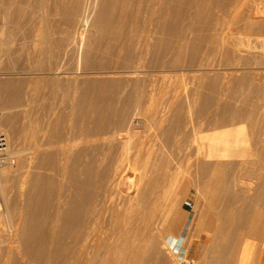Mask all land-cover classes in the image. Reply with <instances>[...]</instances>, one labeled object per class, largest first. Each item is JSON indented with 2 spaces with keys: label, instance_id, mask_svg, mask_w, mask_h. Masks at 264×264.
<instances>
[{
  "label": "bare ground",
  "instance_id": "6f19581e",
  "mask_svg": "<svg viewBox=\"0 0 264 264\" xmlns=\"http://www.w3.org/2000/svg\"><path fill=\"white\" fill-rule=\"evenodd\" d=\"M28 1L29 0H0V32L6 30V33L11 35L16 31H22L39 35L44 42L41 53L46 56V59H37L36 66L38 67H34V69L37 68L39 71L34 73L46 75L49 84L57 87L59 86L58 74L67 73L66 75L69 77L70 75L77 73V71L74 69H70L69 71L63 69L62 63H67L65 60L66 58L63 59L65 61L62 63L60 61L62 66L58 62H51L49 58L51 56L53 58V55H56L59 56V59H62L60 57L68 54V52H70L71 58H79L80 48L82 47L83 50L80 53V58L83 69L80 71L86 74L82 79L87 81L88 85L86 82H81L82 84L85 83L87 87H84L81 94L79 93L80 95L76 101L74 100L71 107L84 118L87 114H89L90 117V113L88 112H97L96 116L93 114V117H95V123L92 122V126L95 124L94 129L96 131L95 135L97 134V136L99 135L97 131H102L103 127H105L104 121L106 120H104L103 117L104 112L106 110L108 112V109L111 110L110 108L113 106L110 101H113L114 98H119L121 94L123 98L121 100L125 102L126 107L124 109L123 104L120 106H123L121 109H124L122 110L124 111L123 114L128 119L130 116L127 115H129L130 112L141 113L142 111V115L145 114L144 116L148 117V115H146V110H148V108L150 110L152 105H156L155 107H152L150 113L153 116L158 115L159 119L163 120L172 112L170 115L171 119L179 120L178 118L182 114L181 112L184 111H182L183 107L185 109L183 100L179 99L178 93L180 92L177 90L178 93L174 92L173 95L171 93V97L167 96L168 98L166 100L157 102L156 95L159 92L156 91L157 88L152 83V80H150L152 77H148V70L155 72L158 69L161 70L162 68L163 70V68L166 67V70L169 71L185 66L186 69L189 67L194 70V72L196 71L197 76L201 78V80L205 78L206 81H209L210 85H214L216 83V77L211 76L210 73L214 67L212 65L213 58L211 54L217 44L215 42L219 40L216 39L219 25L224 20V12L226 11V8L230 6L231 3L239 2V0H54L55 3H50L51 1L49 2V0H34L31 5V11L26 12L24 7ZM17 2H21V4L16 5ZM248 3H251V1ZM182 4H184V7L185 5L188 6L189 10H184ZM213 4H215L218 9L215 11L212 9L210 11V5ZM253 4L251 5H253L254 8H252L253 10H251V13L249 14V16L251 15V20L249 19L248 21H251L250 24L255 25V33L253 34V37L255 38L253 39H256V41L253 42L252 40V42H256V45L252 43L255 45L253 47L252 45L245 43L243 51H240L237 54V58H231L230 56L231 60L233 59L232 61L229 60L230 58H226L225 54H223L224 56H221L222 58H219L221 63L225 64V69L229 70L227 74L230 75V78H233L236 74L238 75L237 71L240 69H245V71L242 70L244 73H242L241 78L246 77L245 75L247 73H251L253 77L258 78L259 81H261V78L264 76V35L262 33L264 27V0H253ZM118 7H120L119 11H117ZM231 9H233V7ZM249 11L250 10H248V12ZM91 12H94L92 18H90ZM185 19H188L186 23L184 21ZM27 22H31V28L26 27ZM85 25L94 28L95 34L93 40H91L92 38H87L86 40L83 39L86 32L84 33L82 30L83 28L80 30V27H84ZM203 29L208 34L203 32L205 35H201L203 34L201 32ZM176 32H178L179 40L174 42L173 38L174 40L178 38V36H174ZM79 33L81 37L79 35L80 39L76 40V35ZM190 36H192V39L195 38V41H197L198 38L199 42L203 37L204 41L201 40L203 43L200 45V49L191 46V52L188 53L186 37L189 39ZM217 46L219 45H216V47ZM190 50L188 49V51ZM254 50L258 51V54L254 53L256 52ZM164 52H167L165 57ZM252 54L254 55L252 56ZM46 61L50 62L45 64ZM44 64L46 66H43ZM190 71L191 70H189V72ZM6 78L0 80V101H2V104L4 103L9 107H15L17 105L20 107V105H24L25 102L22 103V85H24L22 84V80L24 79H21L20 81H12ZM70 79L76 81L74 78ZM107 79H118L121 81L117 82V92L116 94H112V100H108L107 104H105V102H101V98L104 97V87L108 85ZM25 81L26 80H24V82ZM65 81L66 80H64V82L62 81L61 85L66 83ZM156 81H158V78ZM222 82L220 81V85L224 83ZM238 83H240V81ZM69 85L72 86V84ZM96 85L98 86L97 89H95ZM71 86H69V88L64 84L60 94H57L56 91L53 90L54 88L51 87L50 96L56 98L60 95V98H62L61 100L63 101L64 98H68ZM206 86L207 85H205V87ZM252 87L250 88L252 89ZM76 88L78 89V87ZM209 89L212 90L213 88ZM217 89L218 88H215V90ZM236 90L238 89L236 88ZM212 91V93H214V90ZM251 91L252 93L250 95L246 93L247 95L245 96V99L243 98V106L245 108L242 111L235 113L230 118L233 128L227 129L226 136H223L225 132H221L223 134L222 136L226 138L224 141L222 140L223 142L221 145L219 144L220 146L217 151H214L218 144V142H215L216 140L212 141L211 138H208L211 142L208 141L209 143L204 145L203 148H201L199 144L197 146L195 145L196 147L194 148L191 144H185V142H187L186 139H184V143L180 140L179 135L185 131L184 129L170 130L169 128L170 131L167 132L168 136L166 141L156 148L146 144V141L142 138H139L138 141L135 140L136 142H134V139L132 140L133 142H130L129 139L132 137L130 129H121L120 131L118 129L116 135H113L115 133H110L114 137L111 138V140L109 139V141L104 140L102 144H94L95 142H93V144L91 143L92 145H88V147L83 148L82 150L70 152L64 144L67 138V132L69 131L68 129L66 130L67 127L64 125L66 123H63L61 126L60 124L62 123H59V119H55L54 122H43L47 124H44V126H46L41 129L39 137H36L37 139L33 138L35 139V148H33L37 151L36 163H38L40 168H44V170L42 172L39 171V174L37 173V175L34 174L36 173V171H34V173L30 172V174L33 173L34 175L32 174L31 176L27 174L22 177L21 185H19L20 194H26V196H23L24 202H22L23 206L18 214L19 221L17 222V226L12 224L13 215L11 213V206L6 198L8 192L5 194L6 186L4 184V178L8 173L6 163L12 161V157H16L14 155H19L17 154L18 149L15 150V148L12 150L10 147L8 150L7 148L8 157L4 161H0V196L2 198V210L0 212L2 237L0 236V245L4 241V235H6V237L9 235H15V239L18 243L15 253H9L8 250V253L3 257L1 264H181L182 261H178V257L182 256L180 255V249L176 252L173 251L166 241L168 235H172L176 239L178 238V236H174L171 227L172 224L170 223L174 218L171 219V216L168 214L163 216V210L161 215L158 216L157 214L159 208L161 209L164 205H170L171 198L174 196L172 195L171 197V192L177 189L180 193L181 190H189V184H191V182L189 184L181 182L182 185L175 189L174 186L176 187V185H172V182L174 181L173 179L175 178L172 177L173 179L171 180L173 181L171 183L169 182L170 176L175 173V166L174 164H171L174 157L173 155V159L170 157L173 148L181 150V153L188 156H186L187 159H194H192L194 162V178L196 181L199 180L201 182L199 185L195 186L193 185L195 182H193L191 187L193 185L198 194V203H195L199 204L202 200L205 204V215L203 218L204 228L210 229L214 220L216 222L215 224L218 225H215L216 228H219L222 225L221 222H224L225 224L227 221H221L224 220L220 218L223 216L222 210L221 213H219V210V212L216 209L214 210V208H217L219 205H221V207L223 205L225 211L232 215L229 216L228 214L227 217L229 218L227 219L234 218L231 219L233 221L230 220L231 223L233 222L232 224H234V227L235 225L237 226V224L244 223V221H246V224L248 225L249 222L247 223V221H249L250 218L248 219V217H246L247 215L245 216V214H243L245 213L243 212V209L247 206L246 201L252 196L254 199L264 204V123L263 121L260 123L258 117H256V115L261 113L264 109V95L258 87ZM156 92L158 93L156 94ZM220 92L221 91H218V94H220ZM186 94L184 96H186ZM73 95L75 96V94ZM68 100L70 99L68 98ZM68 103L70 102L68 101ZM65 104H67V101ZM68 108H70V106ZM81 111L83 112L80 113ZM110 113H112V111ZM184 113L182 115H184ZM195 113L197 112L195 111ZM226 113L228 114V112ZM115 114L117 115V113ZM186 114L188 115L189 113ZM193 114L192 116L196 115ZM261 114L264 116L263 113ZM187 115L185 120L184 118H181L184 121L180 124L184 127L188 123ZM222 115L224 116L225 114ZM111 116L112 114L109 117ZM199 116L201 117V112ZM181 117H185V115ZM86 118L84 119L85 122H87ZM195 118L198 119V116ZM128 119L125 121L126 124ZM15 120H12L11 113L10 116L6 115L4 118V124L6 125L10 136L11 133H14L15 128L18 130ZM109 120L114 122L113 119ZM118 120L119 119L117 118L116 121ZM33 121L34 119L32 122ZM116 121L115 123H117ZM196 121L197 120L195 119L192 122L194 123ZM224 121L225 120H223V124ZM76 122L77 118L75 117L72 122L68 124L70 125L68 128H75ZM202 122L200 124H202ZM89 123L88 126L90 125ZM107 124L111 125L109 121ZM169 124L171 125V123ZM14 125H16V127ZM110 125H108V127ZM115 125H118V123ZM199 125H197V127ZM226 125H229V123ZM130 126L131 125H129V127ZM192 126L195 125L192 124ZM80 128L81 126L78 128L79 131ZM110 128H107V130H109L108 132H112L114 129L112 127L113 129L111 128L110 131ZM220 128L226 129L227 127L224 125ZM88 129L92 132V128L88 127ZM107 130L105 132H107ZM217 130L219 131V129ZM18 131L20 132V130ZM69 132L71 134L77 133V131L75 132V129ZM91 132L90 134H87L92 136ZM200 132H202V130ZM30 133L32 132L30 131ZM153 134H155V132ZM183 135L186 134L183 133ZM190 135H188V137ZM201 135L199 136L201 137L200 140H203L202 137L206 138L208 136ZM32 136L35 137L33 133ZM95 138L93 137V139ZM214 139L216 138L214 137ZM196 140V144L197 142L200 143L199 139L198 141ZM70 141H72V139ZM75 141L78 140L76 139ZM157 141L158 140H156V142ZM87 142L89 141H86V145ZM73 143L74 142H72V144ZM77 143H75V145ZM68 144L70 145V143ZM200 144L202 145L203 143ZM162 145L172 149H169L170 151L163 150ZM172 153H174V151ZM182 157L184 158V156ZM182 157L180 160H182ZM174 163H177L178 165L177 161ZM184 165L186 164L184 163ZM186 166L182 167L184 168L182 171L185 170ZM191 167L193 168V165ZM191 167L186 168L189 170ZM180 169L178 168V171ZM186 172H181V174ZM187 176H189V174ZM184 177L183 179H185ZM179 178L182 179V175ZM177 181L175 179L174 183ZM187 181L188 180L185 182ZM61 188L72 192V196L64 201V204L62 203L63 206H65L63 207V210H61L59 206ZM176 192L177 191L173 192V194ZM247 193H250V198L247 197V199H245V196L248 195ZM64 196L66 197L67 195ZM54 198L57 199H55L57 203L55 210L51 208V202ZM220 198H222L223 204L218 205V203H220V201L218 202ZM254 199H250V201H255ZM216 204L217 207H215ZM194 207H196V205ZM259 207H256L257 210ZM248 209L250 208H247V210ZM252 209L251 210L254 211V207H252ZM216 211L221 216H218ZM223 217L226 218V216ZM193 218L194 217H192L188 223L187 234L182 239V244H184L189 237V230L191 229V223L192 220H194ZM228 223L229 222H226L225 226L222 225L223 228L232 225L231 223ZM242 225L240 228H242ZM230 227L233 228L232 226ZM219 229L222 230L221 228ZM235 230H239V227ZM242 230L245 231V229ZM256 230L257 229L255 228V233ZM215 232L216 229L213 233ZM235 233L236 236L234 237H237V232H234V234ZM250 236L253 237V235ZM210 237L208 235V238ZM239 237L243 240V235L238 236L237 238ZM218 242H216V244H214L215 242L213 244L206 243L207 245H204V252H210L214 255L215 253L216 255L223 254L224 250H228L230 243H233L226 237L222 242ZM209 244H211V246H209ZM233 244L238 247L235 242ZM188 252L189 246H187V250L183 255L185 258H187ZM234 252L239 253L236 249ZM229 253H231V251ZM231 254L234 255L235 253ZM233 258L234 257L230 258L231 261H234ZM224 261H221L220 259L219 262H223L224 264ZM231 261L228 260L229 264ZM228 262L225 263L228 264Z\"/></svg>",
  "mask_w": 264,
  "mask_h": 264
},
{
  "label": "rangeland",
  "instance_id": "374dc122",
  "mask_svg": "<svg viewBox=\"0 0 264 264\" xmlns=\"http://www.w3.org/2000/svg\"><path fill=\"white\" fill-rule=\"evenodd\" d=\"M33 1L34 0H29L28 2H27V4H26V6L24 7L25 8V11L26 12H30L31 11V5H32V3H33ZM51 1V2H50ZM246 1V2H245ZM249 1H251V3H248ZM49 2L50 3H55V1L54 0H49ZM21 4V2H17V4L16 5H20ZM236 4H237V6H236ZM239 4V5H238ZM251 4H253V0H239V2L238 3H231L230 4V6H228L227 8H226V11L225 12H227V13H225L224 12V20H223V22L219 25V29H218V32H217V37H216V39H219V40H217L215 43H217L216 45H219V46H217L216 47V45H215V47H214V50L212 51V54H211V56H212V58H213V69L210 71V73H211V76H215L216 77V83L214 84V85H210L209 84V81H206V79L204 78V79H202L201 80V78H199L198 76H197V72L195 71L194 72V70H192V69H190L189 67H187V69H186V67L185 66H181L180 68H176L175 70H166L167 68L166 67H164L163 68V70H162V68H161V70L160 69H158L157 71H155V72H153V71H149L148 70V77L149 78H151L150 80H152V83L154 84V86L158 89H156V91H158V92H156V97H157V102H159V101H164V100H166L168 97H171L172 95H173V93L174 92H177V90H178V92H180V93H178L179 94V99H181V100H183V102H184V106H185V109H184V107H183V109H182V111L183 112H181L182 114L184 113V112H186V113H189L188 115L186 114V113H184V115H185V117H181V116H184V115H180V117L178 118L179 120H176V119H171V113H169V115L165 118V119H163V120H161V119H159V117H158V115H152V114H150L151 113V111H152V107H155V106H151L150 108V110H149V108H148V110H146V115H148V117H145L144 115H142V111H141V113H133V112H130L129 113V115H127V116H130V118L131 117H133V118H126V116H124V111H122V110H124L125 109V107H126V104H125V102H123V100H121V99H123L122 98V94H121V96L119 97V98H114V100L113 101H110V103L113 105H111L109 108L111 109V110H109L108 109V112H107V110L104 112V115H103V117H104V120H106V121H104V125H105V127H103V130L102 131H97V133H99V135L97 136V134L95 135V133H96V131H95V129H94V127H95V124H94V126H92L93 125V123H95V117H93V114H95L94 116H96V114H97V112L95 111V113H93V112H88V113H90V117H89V114H87L86 116H85V118H86V121L87 122H85L84 121V117L81 115H79V113H77V111L75 110V109H73L72 107H71V105H72V103H74V100L76 101L77 100V98H78V96L82 93V90L84 89V87H87V81H85V80H83L82 78H84L85 76H86V74L84 73V72H81L82 71V69H83V65H82V61H81V58H80V53L82 52V47L80 48V53H79V58H77V57H75V58H71V54H70V52H68V54H66V55H64V56H62V57H60V58H62V59H59V56H56V55H53L54 57L52 58V56L49 58L50 59V61L51 62H58L59 64H60V61H61V63L63 62V61H65L66 60V62L68 63V65H67V63L66 64H64V62L62 63V67H63V69H65V70H67V71H69L70 69H74V70H76L77 71V73H75L74 75H70L69 77L70 78H74V79H76V81H74V80H71L69 77H68V75H66L67 73H60V74H58L57 75V77L59 78L58 80H59V86L57 87V86H55V85H52V84H49V82H48V80H47V77H46V75H44V74H37V73H34V72H38L39 71V69H34V67H38V66H36V61H37V59H41V58H45L46 59V56L44 55H42V53H41V49L43 48V45H44V42L41 40V38H40V36L39 35H37V34H34V33H25V32H22V31H16V32H14L13 34H8V33H6V30L4 31H2V32H0V71H2V72H0V80H2V79H5L6 77L9 79V80H12V81H20L21 79H24V80H26L25 82H24V80H22V84H24V85H22V87H23V89H22V103H24L25 102V104L24 105H20V107L17 105V106H8V105H6V104H2V101H0V128H1V130H2V132L5 134V136H6V140H7V148H8V150L10 149V147L12 148V150H14L15 148V150H17L18 149V153L17 154H19L18 156L17 155H14V156H16V157H12V161H10V162H8V163H6L7 165H6V168H7V170H8V173H7V175H6V177L4 178V184H5V186H6V191H5V194H6V198H7V200H8V203H9V205L11 206V213H12V224L14 225V226H17L18 224H17V222L19 221V218H18V214H19V211H20V209L22 208V206H23V203L22 202H24V197L26 196V194H20V186L19 185H21V180H22V177H24L25 175H27V174H29V175H31L32 176V174L34 173V171H36V173H34V174H36L37 175V173L39 172V171H43L44 170V168H40L39 167V165H38V163H36L37 162V151H35V139H37L38 137H39V135H40V131H41V129L42 128H44L45 126H44V124H47L49 121L50 122H54V120L55 119H59L58 121H59V123H62V124H60L61 126L63 125V123H66V124H64L67 128H66V130L68 129L69 131H73L74 129H75V132L77 131V133H73V134H71L69 131V133L67 132V138H66V141L64 142V144H65V146H66V148L70 151V152H76L77 150H82L83 148H86V147H88V145H92L93 144V142H95L94 144H97V143H99V144H102L103 142H104V140L105 141H109V139L111 140V138H113L114 136L113 135H116V133L118 132V129H119V131L122 129V130H128V129H130V131L132 132V137H130L131 139H129L130 140V142H133L132 140L134 139V142H136V141H138V139L139 138H142L144 141H146V144H149V145H151L152 147H154V148H156V147H158L160 144H163L164 143V141H166V138H167V132L168 131H170L171 129H184L185 131H183L180 135H179V138H180V140L183 142H185V140L184 139H186V141L187 142H185V144H191V146H194V148L199 144L200 145V147L201 148H203L204 147V145H207L209 142H211L210 140H208V138H211V140L212 141H215V142H218V144L216 145V148L214 149V151H217L218 149H219V146L222 144V142L225 140V138L226 137H223V136H226L227 134H226V132H227V129L229 128V129H231V128H233V125H232V123H231V120H230V118H231V116H233L235 113H237V112H240V111H242L245 107L243 106L244 104H243V100L245 99V96L248 94V95H250L251 93H252V89L254 90L255 88H259V90H261L262 91V93H263V95H264V76L261 78V81H259V79L258 78H255V77H253V75L251 74V73H247L245 76L247 77V78H249V79H247L246 77H243V78H241V76H242V73H244L243 71H245V69H240V70H238L237 71V73H238V75L236 74L233 78H230V75H228L227 73L229 72V70H227V69H225V64H222L221 63V61H220V59L219 58H222L221 56H224L223 54H225V56H226V58H230V56H231V58H237V54L240 52V51H243V46H244V44L245 43H248V44H250V45H252L253 47L256 45L255 43H253L254 41H256V39H253V38H255V37H253L254 35V33H255V25H253V24H250L251 23V21H248L250 18H251V15L249 16V14L251 13V10H253L252 8H254L253 7V5L255 4H253V5H251ZM250 5V6H249ZM212 6V7H211ZM242 6V7H241ZM255 6V5H254ZM182 7L184 8V10H189L188 9V6H186L185 5V7H184V4H182ZM233 7V9H231ZM238 7H239V9H238ZM230 8V9H229ZM119 9H120V7H118V9H117V11H119ZM190 9H191V7H190ZM212 9H214V11L215 10H217L218 9V7L215 5V4H213V5H210V11L212 10ZM248 10H250L249 12H248ZM231 11V12H230ZM233 12V13H232ZM25 13V12H24ZM93 14H94V12H91L90 13V18H92L93 17ZM205 14V13H204ZM226 14V15H225ZM229 14V15H228ZM234 14V15H233ZM204 16V15H203ZM205 16H206V14H205ZM203 18V17H202ZM205 18V17H204ZM233 20H232V19ZM246 19V20H245ZM251 20V19H250ZM185 21V23L188 21V19H185L184 20ZM222 26V27H221ZM240 26V27H239ZM26 27L27 28H31V22H27V24H26ZM83 28V29H82ZM203 28V27H202ZM207 28V27H206ZM206 28H204L207 32H209ZM240 28H241V30H240ZM243 28V29H242ZM253 30H252V29ZM83 30L84 31V33L86 34H84V38L83 39H87V38H92L91 40H93L94 39V28L93 27H91V26H87V25H85L84 27H80V30ZM87 29V30H86ZM203 29V31H201L202 33L204 32L205 34H208L205 30ZM263 29H264V27H263ZM263 29H262V33H263V35H264V31H263ZM221 30V31H220ZM251 30V31H250ZM250 31V32H249ZM87 32H89V33H87ZM201 34V35H205V34ZM261 33V34H262ZM252 34V35H251ZM79 35H80V33L79 34H77L76 35V40H79L80 38H79ZM262 35V36H263ZM175 37H177L178 36V38H176L175 40H174V38H173V41L175 42L176 40H179V35H178V32H176V34L174 35ZM189 36V35H188ZM187 36V37H188ZM227 36V37H226ZM252 36V37H251ZM80 37H81V35H80ZM186 37V41H187V43H188V47H187V52L188 53H190L191 52V50H190V48H191V46H193V48L194 47H197V48H201V44L203 43V41H204V39H203V37H202V39H200V42H199V40H198V38H197V41H195L194 39H192V36H190L189 37V39H191V40H189L188 38ZM226 37V38H225ZM249 38V39H248ZM264 38V37H263ZM188 39V40H187ZM193 40V41H192ZM201 40H203L202 42H201ZM244 40V41H243ZM246 40H248V41H246ZM252 40H253V42H252ZM194 41H195V43H194ZM232 41V42H231ZM250 41V42H249ZM263 41H264V39H263ZM220 42V43H219ZM197 43V44H196ZM241 43H242V45H241ZM255 44V45H253V44ZM231 44V45H230ZM235 45V46H234ZM190 46V47H189ZM226 46V47H225ZM216 48V49H215ZM225 48V49H224ZM188 49L190 50V51H188ZM255 49V48H254ZM38 50H39V52H38ZM225 52V53H223V52ZM226 51H227V53H226ZM254 51H256V50H254ZM253 51V52H254ZM229 52H230V54H229ZM252 52V53H253ZM40 53V54H39ZM254 53H256V54H258V51H256V52H254ZM165 54H167V52H164V57H165ZM227 54V55H226ZM229 54V55H228ZM37 55H38V57H37ZM40 55H42V56H40ZM254 54H252V56H253ZM236 56V57H235ZM57 57H58V59H57ZM64 58H66L65 60H63ZM69 58V59H68ZM167 58V57H166ZM231 58L229 59V60H231ZM52 59V60H51ZM218 59V60H217ZM70 60V61H69ZM79 60V61H78ZM233 60V59H232ZM231 60V61H232ZM50 61H48V62H50ZM214 61H215V63H217V64H215L214 63ZM216 61H218V62H216ZM47 61L45 62V64H47L48 63ZM71 63V64H70ZM43 65V66H46V65ZM215 64V65H214ZM76 65H77V67H76ZM79 65V66H78ZM217 65V66H216ZM224 65V66H223ZM65 66V67H64ZM69 66H71V67H69ZM73 66V67H72ZM215 66H216V68H215ZM80 67H82V68H80ZM217 67H219V68H217ZM80 68V69H79ZM188 68H189V70H191L190 72H189V70H188ZM215 68V69H214ZM222 68V69H221ZM224 68V69H223ZM184 69H186V70H184ZM35 70V71H34ZM81 70V71H80ZM226 72H225V71ZM243 70V71H242ZM247 70V69H246ZM79 71V72H78ZM163 73H162V72ZM174 71V72H173ZM183 71V72H182ZM242 71V72H241ZM248 71V70H247ZM8 72V73H7ZM165 72V73H164ZM216 72H218V73H216ZM239 72H241V73H239ZM252 72V71H251ZM162 73V74H161ZM167 73V74H166ZM175 73H177V74H175ZM196 73V74H195ZM226 73V74H225ZM158 74V75H157ZM195 74V75H194ZM239 74H241V75H239ZM249 74V75H248ZM252 76H251V75ZM152 75H154V76H152ZM171 75V76H170ZM177 75V76H176ZM219 76V78H218V76ZM221 75H222V77H221ZM16 76H17V78H16ZM159 76V77H158ZM180 76V77H179ZM223 76H225V77H223ZM236 76H237V78H236ZM239 76V77H238ZM250 76H251V78H250ZM64 77V78H63ZM162 77V78H161ZM173 77V78H172ZM175 77V78H174ZM194 77H196V78H194ZM227 77V78H226ZM6 78V79H7ZM69 78V79H68ZM157 80V78H158V81H156L155 79ZM161 78V79H160ZM165 78V79H164ZM219 79V81H218V79ZM224 78V79H223ZM240 78V79H239ZM246 80H245V79ZM255 78V79H254ZM16 79V80H15ZM68 79V80H67ZM170 79V80H169ZM192 79V80H191ZM223 79V80H222ZM227 79H228V82H227ZM251 79V80H250ZM64 80H66L65 82L66 83H64L65 85H66V87L68 86H71V85H69V84H72V86H71V89H70V92H69V95H68V98L70 99V100H68V98H64V100L62 101L61 99L62 98H60V95L58 96V97H56V98H52L51 96H50V93H51V87H53L54 89V91H56V93L57 94H60V92H61V90H62V88L64 87V84L63 85H61V82L63 81L64 82ZM249 80H250V82H249ZM107 81H108V85H106L104 88H105V91H104V99L103 98H101L102 99V103H104L105 102V104H107V102H108V100H112V94H116V92H117V82L118 81H121V80H113V79H107ZM114 81V82H113ZM204 81V82H203ZM220 81L223 83V84H225L226 85V83H227V85H229V86H227L226 85V87L223 89V87L225 86V85H220L221 83H220ZM237 81V82H236ZM240 81V83H238ZM81 82H86V84L84 83V84H82ZM168 82V83H167ZM172 82V83H171ZM190 82V83H189ZM203 82V83H202ZM219 84H218V83ZM226 82V83H225ZM245 82H248V83H245ZM69 83V84H68ZM116 85H115V84ZM238 83V84H237ZM244 83H245V85H244ZM254 85H253V84ZM258 84V85H257ZM74 85V86H73ZM205 85H207L206 87H205ZM236 85H238V86H236ZM110 86V87H109ZM193 86V87H192ZM197 87V88H195V87ZM209 86H211V87H209ZM218 86V87H217ZM221 86V87H220ZM254 88H253V87ZM0 87H1V85H0ZM76 87H78V89L76 88ZM109 87V88H108ZM171 89H170V88ZM205 87V88H204ZM249 87V88H248ZM250 87H252V89L250 88ZM70 88V87H69ZM74 88V89H73ZM76 88V89H75ZM98 88V86L96 85V87H95V89H97ZM107 88V89H106ZM172 88H173V90H172ZM209 88H213L212 90H214V93H212L213 91L211 90V89H209ZM215 88H218L217 90H215ZM236 88L238 89V90H236ZM247 88V89H246ZM261 88V89H260ZM186 89H187V91H186ZM190 89V90H189ZM223 89V90H222ZM71 90H72V92H71ZM74 90V91H73ZM75 90H77V91H75ZM111 90V91H110ZM175 90V91H174ZM194 90V91H193ZM235 90V91H234ZM247 90V91H246ZM198 91V92H197ZM199 91H201V92H199ZM218 91H221L220 92V94H218ZM243 91H244V93H243ZM249 91V92H248ZM260 91V92H261ZM75 92V93H74ZM181 92H184V93H181ZM191 92V93H190ZM80 93V94H79ZM171 93H172V95H171ZM187 93V94H186ZM190 93V94H189ZM199 93H200V95H199ZM217 93V94H216ZM247 93V94H246ZM73 94H75V96L73 95ZM186 94V96H184ZM192 94V95H191ZM195 94H197L198 96H199V98H198V96L197 95H195ZM211 94H213V95H211ZM243 94H245V95H243ZM77 95V96H76ZM171 95V96H170ZM188 95H189V97H188ZM74 96V97H73ZM168 96V97H167ZM213 96V97H212ZM215 96V97H214ZM232 96V97H231ZM73 97V98H72ZM186 97H187V100H186ZM212 97V98H211ZM264 97V96H263ZM59 98V99H58ZM106 98V99H105ZM244 98V99H243ZM56 99V100H55ZM199 99V100H198ZM217 99V100H216ZM264 99V98H263ZM24 100V101H23ZM106 100V101H105ZM66 101H67V104H65L66 103ZM68 101L70 102V103H68ZM190 101V102H189ZM204 103H203V102ZM205 101H206V103H205ZM54 102V103H53ZM65 102V103H64ZM100 102V103H101ZM188 104H187V103ZM199 102H202V103H199ZM190 103V104H189ZM70 104V105H69ZM123 104V106H124V109L122 108L121 109V107H123V106H120V105H122ZM194 104V105H193ZM202 104H204V105H206V106H204V105H202ZM57 105V106H56ZM67 105V106H66ZM110 105V104H109ZM115 105V106H114ZM23 106H25V107H23ZM70 106V108H71V110H70V108H68ZM202 106H204V107H202ZM208 106V107H207ZM246 106V105H245ZM242 107V108H241ZM190 108V109H189ZM201 108H203V109H201ZM207 108V109H206ZM212 108V109H211ZM238 108V109H237ZM200 109V110H199ZM222 109V110H221ZM237 109V110H236ZM121 110V111H120ZM206 110V111H205ZM212 110H213V112H212ZM239 110V111H238ZM23 111H24V113H23ZM58 111V112H57ZM72 111V112H71ZM73 111H75V112H73ZM112 111V113H110V112ZM113 111H114V114H113ZM195 111L197 112V113H195ZM224 111V112H223ZM56 112V113H55ZM70 112V113H69ZM83 111H81L80 113H82ZM200 112H201V117L199 116L200 115ZM205 112V113H204ZM207 112V113H206ZM215 112H216V114H215ZM226 112H228V114L226 113ZM10 113H11V117H12V120L14 119H16L15 120V122H16V125H17V128H18V130H20V132L18 131V130H16V128H15V130H14V133H11V136H10V133L8 134V130H7V127H6V125L4 124L5 123V121H4V118H5V116L6 115H9L10 116ZM75 113V114H74ZM115 113H117V115L115 114ZM126 113V112H125ZM131 113H132V115H131ZM196 114V115H194V114ZM203 113H204V115H203ZM225 114L224 116L222 115V114ZM261 113H263L264 114V109L261 111ZM261 113H258L257 115H256V117H258V121L261 123L262 121H263V123H264V116L261 114ZM2 114H3V116H2ZM13 114V115H12ZM27 114V115H26ZM69 114H70V117H69ZM112 114V116L111 117H109L110 115ZM140 114V115H139ZM190 114H191V116H190ZM192 114L194 115V116H192ZM198 114V115H197ZM260 114V115H259ZM15 115V116H14ZM19 115V116H18ZM58 115H59V117H58ZM142 115V116H141ZM186 115H187V118H188V123H187V125L184 127V126H182L181 124H182V122L186 119ZM203 115V116H202ZM217 115V116H216ZM222 115V116H221ZM27 116V117H26ZM144 116V117H143ZM198 116V119L197 118H195V117H197ZM226 116V117H225ZM3 117V118H2ZM66 117H68V118H66ZM77 118V122H76V126H75V128L73 127L72 129L71 128H68V126H70V125H68V124H70L71 122H72V120H73V118ZM81 117V118H80ZM92 117V118H91ZM113 117V118H112ZM222 117V118H221ZM225 119H224V118ZM62 120H61V119ZM94 118V119H93ZM117 118L119 119L118 121H116L117 120ZM128 119V122H127V124L125 123V121H126V119ZM146 118H147V120H146ZM181 118H184V120H182ZM213 118V119H212ZM34 119V121L32 122V120ZM65 119V120H64ZM91 119H93V120H91ZM109 119H113V121L114 122H112V120H109ZM156 119V120H155ZM168 119V120H167ZM171 119V120H170ZM191 119H192V121H194L195 119L197 120L196 122H192L191 121ZM203 119H204V121H203ZM220 119H222V120H220ZM68 120V121H67ZM70 120V121H69ZM129 120H130V122H129ZM131 120H132V122H131ZM136 120V121H135ZM189 120H190V122H189ZM200 122H199V121ZM208 120H209V122H208ZM223 120H225L224 121V124H223ZM47 121V123H43V122H46ZM61 121V122H60ZM65 121V122H64ZM90 123H89V122ZM108 121L111 123V125L110 124H107L108 123ZM115 121L118 123V125H115V124H117V123H115ZM134 121V122H133ZM144 121V122H143ZM171 121V122H170ZM204 123H203V122ZM213 121V122H212ZM25 122V123H24ZM37 122V123H36ZM83 122H85V123H83ZM93 122V123H92ZM119 122H120V125H119ZM158 122V123H157ZM202 122V124H200ZM220 122H222V123H220ZM34 123H36V124H34ZM43 123V124H42ZM88 123L91 125H89L88 126ZM114 123V124H113ZM129 123V124H128ZM155 123V124H154ZM169 123H171V125L169 124ZM181 123V124H180ZM229 123V125H226V124H228ZM12 124H13V121H12ZM15 124V123H14ZM20 124H21V126H20ZM84 124H85V127H84ZM107 124V125H106ZM153 124V125H152ZM169 124V125H168ZM192 124L193 125H195V126H192ZM199 125L198 127H197V125ZM207 124V125H206ZM222 124V125H221ZM16 125H14L15 127H16ZM24 125V126H23ZM42 125V126H41ZM108 125H110L109 127H108ZM114 125V126H113ZM129 125H131L130 127H129ZM221 125V126H220ZM226 126L227 128L226 129H222V128H220V127H222V126ZM24 128H23V127ZM30 126H31V128H30ZM81 126V128H83V129H81L80 128V131H79V127ZM89 128H92V132L90 131V129H88V127ZM135 126V127H134ZM145 126V127H144ZM191 127V129H190V127ZM202 126V127H201ZM211 126V127H210ZM218 126H219V128H218ZM112 128L113 130H112V132H108L109 130H107V128L109 129V128ZM116 127V128H115ZM120 127V128H119ZM148 127H150V128H148ZM184 127V128H183ZM201 127V128H200ZM21 128V129H20ZM33 128V129H32ZM88 129V130H86V129ZM106 128V129H105ZM111 128H110V131H111ZM164 128V129H163ZM169 128H170V130H169ZM186 128V129H185ZM196 128V129H195ZM198 128V129H197ZM215 128V129H214ZM132 129H134V130H132ZM163 129V130H162ZM187 129H188V132H187ZM190 129V130H189ZM193 129V130H192ZM217 129H219V131L217 130ZM220 129H221V131H220ZM83 130H85V131H83ZM107 130V132H105ZM115 130V131H114ZM202 130V132H204V133H202V132H200ZM30 131L33 133V135L35 136V137H33L32 136V133H30ZM83 133H82V132ZM88 131V132H87ZM92 133L91 135L95 138V136H96V140L95 139H93V137L92 136H89L88 134H90V132ZM137 133H136V132ZM139 131V132H138ZM155 132V134H153L154 132ZM156 131H157V133H156ZM190 131V132H189ZM193 131H194V133H193ZM197 131V132H196ZM81 132V133H80ZM196 132V133H195ZM221 132H225L224 133V135L221 133ZM17 135H16V134ZM18 133H20V134H18ZM86 135H85V134ZM88 133V134H87ZM102 133H104V134H102ZM110 133H115V134H110ZM147 133V134H146ZM183 133L184 134H186V135H183ZM197 133H198V135H197ZM201 133H202V135H201ZM220 133V134H219ZM13 134H14V136H13ZM30 134V135H29ZM75 134V135H74ZM85 136H84V135ZM140 134V135H139ZM153 134V135H152ZM190 134H192V135H190ZM201 136H207L206 138H204V137H202V139L205 141H203V140H200L201 139V137H199L200 135ZM16 135V136H15ZM69 135V136H68ZM74 135V136H73ZM112 135V136H111ZM138 135V136H137ZM188 135H190L189 137H188ZM212 135H214V136H212ZM223 135V136H222ZM8 136V137H7ZM73 136V137H72ZM87 136H89V137H87ZM102 138H101V137ZM105 136V137H104ZM145 136V137H144ZM154 136V137H153ZM193 138H192V137ZM16 137V138H15ZM19 137V138H18ZM21 137V138H20ZM37 137V138H36ZM90 137H92V138H90ZM103 137H104V139H103ZM108 139H107V138ZM195 137V138H194ZM197 137V138H196ZM214 137L216 138V139H214ZM33 138H35V139H33ZM70 138V139H69ZM98 138V139H97ZM136 138V139H135ZM145 138V139H144ZM217 138H218V141H217ZM14 139V140H13ZM72 139V141H70ZM78 140V141H75V140ZM101 139V140H100ZM149 139V140H148ZM192 140V141H190V140ZM197 139V140H196ZM198 139L200 140V143H203L202 145L199 143V142H197V144H196V142H195V140L196 141H198ZM91 140V141H90ZM93 140V141H92ZM95 140V141H94ZM136 140V141H135ZM156 140H158L157 142H156ZM188 140H189V142H188ZM223 140V141H222ZM32 141H33V143H32ZM69 141V142H68ZM84 141V142H83ZM86 141H89V142H87V145H86ZM99 141V142H98ZM114 141H115V139H114ZM209 141V142H208ZM72 142H74L73 144H72ZM78 142V143H77ZM150 142V143H149ZM183 142V143H184ZM191 142V143H190ZM195 142V143H194ZM68 143H70V145L68 144ZM75 143H77L76 145H75ZM85 143V144H84ZM92 143V144H91ZM194 143V144H193ZM206 143V144H205ZM13 144H15V145H13ZM154 144V145H153ZM157 144V145H156ZM193 144V145H192ZM220 144V145H219ZM196 145V146H195ZM32 146V147H31ZM76 146V147H75ZM21 147V148H20ZM34 147V148H33ZM32 148V149H31ZM162 148H163V150H167V151H170L172 148H169V147H166V146H164V145H162ZM34 149V150H33ZM76 149V150H75ZM170 149V150H169ZM21 150V151H20ZM24 150V151H23ZM75 150V151H74ZM241 150H243V149H241ZM174 151V153H172ZM26 153V154H25ZM30 155H29V154ZM35 153V154H34ZM178 154H180V155H178ZM171 156L170 157H172V155H173V157H174V162L175 161H177L178 162V165H177V163H174L173 161H171V164L173 165L174 164V166H175V169H174V167H173V169L175 170H172V171H174L175 173H174V175L172 174L171 176H170V179H169V182L171 183L173 180L175 181V179H176V181L177 182H175L174 183V181L172 182V185H176V187L174 186V188L175 189H177V187H180L182 184H181V182L182 183H190L191 182V184L193 183V182H195V183H193V185L195 186V185H199L200 184V182L201 181H196V179L194 178V173H193V170H194V162L192 161V159L193 158H189V159H191V160H189V159H187L186 158V156L187 155H185V154H183V153H181V150H177V148H173L172 149V151H171V154H170ZM184 156V158L182 157V156ZM25 156H26V158H25ZM179 156H181L182 157V160H180L181 159V157H179ZM32 157H33V159H32ZM173 157H172V159H173ZM177 157H178V159H177ZM188 157V156H187ZM15 158V159H14ZM22 158V159H21ZM171 159V158H170ZM177 159V160H176ZM185 159V160H184ZM194 160V159H193ZM18 162H20V163H18ZM31 162V163H30ZM187 165H184V163ZM4 163V162H3ZM16 163V164H15ZM29 163V164H28ZM13 164V165H12ZM33 164H37L36 165V167H35V165H33ZM180 164H182V165H180ZM176 165H177V167H176ZM193 165V168L191 167ZM32 166H34V167H32ZM38 166V167H37ZM179 166V167H178ZM184 166H186L187 168H189V167H191V169H187L186 167H185V170L186 171H188V172H190V173H188V172H186L185 170L184 171H182V169H184V168H182V167H184ZM189 166V167H188ZM28 168V169H27ZM37 168V169H36ZM178 168L181 170H179L180 171V173H179V171H178ZM222 168H223V166H222ZM30 169H32V170H30ZM224 169V168H223ZM26 170V171H25ZM29 170V171H28ZM178 172H177V171ZM191 170V171H190ZM25 171V172H24ZM30 172H33L32 174H30ZM181 172L183 173V172H186V173H184V174H181ZM24 173V174H23ZM33 174V175H34ZM39 174V173H38ZM189 174V176H187ZM178 175H180V176H178ZM181 175H182V179L181 178H179V177H181ZM184 175H185V177H184ZM177 176H178V178H177ZM186 176H187V178H186ZM193 178H192V177ZM175 178V179H173V178ZM183 177L185 178V179H183ZM190 178V179H189ZM171 179H173V180H171ZM179 180H180V182H179ZM186 180H188L187 182H185ZM178 182H179V185H178ZM177 183V184H176ZM191 184H189V190L188 189H185V193L181 190V193H180V191L178 192V189L177 190H174L173 192H175V191H177L176 193H174L173 194V192H171L172 194H171V197H172V195H174L172 198H171V203H170V205H168V206H165L164 205V207H166V208H164V207H161V209L159 208L158 209V212H157V214H158V216L159 215H161V212H162V210H163V216H166L167 214L168 215H170L171 216V219L172 218H174V219H172V221L170 222L172 225H171V227H172V230H173V232H174V236H178V238L176 239L175 237H173L172 235H168L167 236V238H166V241H167V243H168V245L173 249V251H178V249H180V255H184V253H185V251L187 250V246H189V252H188V254H187V258H185L184 256V258L182 257V256H180V257H178V261H182L181 262V264H200V263H202V264H223V262H219L220 261V259H221V261H224V264H227V263H225V262H228V260H230L231 261V259L230 258H232V257H234L233 259H234V261H231L230 262V264H234L235 263V260H236V254H238V253H236V252H234L235 251V249L237 250V252H238V250H239V246H240V244H241V242L243 241V240H241V238L239 237V238H237L238 236H241V235H243V239H246L245 240V242H248V239L247 238H249V236L250 235H253L254 237H261V238H264V204L262 203V202H260V201H258V200H256V199H254L252 196H251V198H250V193H247L248 195L247 196H245L246 198L245 199H247V197H249L251 200L252 199H254L255 201H250V199H248L247 201H246V203H247V206H245L246 207V210H245V207H244V209H243V212H245V213H243V214H245V216L246 217H248V219H249V221H247V223H248V225L246 224V221H244V223H240L239 225L237 224V226L239 227V230H235V229H238V227L235 225V227H234V224H232L231 222H230V220L231 219H234L233 217L232 218H230V219H227V218H229V217H227V215L229 214V212L227 213V211H225V208H224V206L222 205V207H221V205H219V204H223L222 203V198H220V200H218V202L220 201V203H218V207H217V204L215 205V207H217V208H214V210L216 209L219 213H221V210H222V215L223 216H226V218H224L223 216V218L222 217H220L221 219H224V220H221V221H225V220H227L226 222H229V223H231L232 225H226L227 226V228L225 227V228H223V226H225V224H226V222H225V224H224V222H221L222 223V225L219 227V228H221L222 230H220L219 228H216V226H218L217 224H215L216 222H215V220H214V222H213V225H212V227L211 228H213V229H205L204 228V215H205V204H204V202L201 200V202H199V204H196V203H198L197 202V199H198V194H197V191H196V189H194L195 187L192 185V187H191ZM64 194H63V193ZM184 194H183V193ZM67 193V194H66ZM63 194V195H62ZM8 195V196H7ZM64 195H67L66 197L64 196ZM183 195V196H182ZM24 196V197H23ZM72 196V192H70V190H67V189H64V188H61V193H60V201H59V206H60V209L61 210H63L64 208L63 207H65V206H63V202L64 201H66L67 199H69L70 197ZM181 196H182V198H181ZM181 198V199H180ZM56 198H54V199H52V202H51V208L53 209V210H55L56 209V207H57V203H56V200H55ZM188 199V200H187ZM1 200H2V198H1ZM9 201H11L12 202V204H11V202H9ZM61 202V203H60ZM167 202V201H166ZM196 202V203H195ZM252 202V203H251ZM56 203V204H55ZM63 203V204H62ZM183 203V204H182ZM253 204V205H252ZM12 205H13V207H12ZM196 205V207H194ZM199 205V206H198ZM256 205H258V206H256ZM198 206V207H197ZM254 207V211H252L253 209H252V207ZM259 207L258 208V210H257V208L256 207ZM263 207V208H262ZM176 208V209H175ZM220 208V209H219ZM247 208H250V209H248L247 210ZM164 209H165V213H164ZM224 209V210H223ZM252 209V210H251ZM256 209V210H255ZM159 210H160V212H159ZM216 211V212H217ZM249 211V212H248ZM252 213H251V212ZM174 212V213H173ZM196 212V213H195ZM217 212V213H218ZM254 212H255V214H254ZM176 213V214H175ZM208 213V212H207ZM218 213V216L220 215ZM173 214V215H172ZM257 217H256V216ZM173 216V217H172ZM175 216V217H174ZM221 216V215H220ZM229 216H232V215H230L229 214ZM192 217H194L193 219L194 220H192V223H191V229L189 230V237L186 239V241L184 242V244H182V242H183V238L186 236V234H187V226H188V223H189V221L192 219ZM254 218V219H253ZM247 219V220H248ZM252 219V220H251ZM260 220H261V223H260ZM217 221V220H216ZM231 221H233V220H231ZM251 221V222H250ZM16 223V224H15ZM185 223V224H184ZM220 223V224H221ZM244 226H243V225ZM216 225V226H215ZM242 225V228H240V226ZM262 225V226H261ZM230 226H232L233 228H231ZM230 229H229V228ZM255 228L257 229L256 230V233H255ZM215 229H216V232L215 233H213L214 231H215ZM230 232H228L227 230ZM233 231H232V230ZM242 229H245V231L244 230H242ZM208 232H206V231ZM224 230V231H223ZM242 230V231H241ZM259 230V231H258ZM262 230H263V232H262ZM204 231V232H203ZM218 231V232H217ZM227 231V232H226ZM240 231V232H239ZM1 228H0V236L2 237V234H1ZM206 232V233H205ZM234 232H237V237H234V236H236V233L234 234ZM243 232H245V233H243ZM212 233V234H211ZM228 233V234H227ZM241 233V234H240ZM243 233V234H242ZM215 234V235H214ZM234 234V235H233ZM240 234V235H239ZM201 235V236H200ZM208 235H209V237L210 238H208ZM214 235V236H213ZM229 237H228V236ZM263 237H262V236ZM1 237H0V239H1ZM215 237V238H214ZM229 238V240L231 241V242H235L237 245H238V247L237 246H235L233 243H230V245H229V248H228V250H224V253L222 254H217L216 255V253H215V255L214 254H211L210 252H204L205 251V246L204 245H207L208 243H214V244H216V242H222V240L224 239V238ZM234 237V238H233ZM16 236L15 235H9V236H7L6 237V235H4V241H3V243L0 245V264H1V261H2V259H3V257H5V255L8 253V250H9V253H15V250H16V248H17V246H18V243H17V241H16ZM219 238V239H218ZM175 239V240H174ZM211 241H210V240ZM221 239V240H220ZM232 239V240H231ZM206 240V241H205ZM215 240V241H214ZM241 240V241H240ZM208 241V242H207ZM210 241V242H209ZM213 241V242H212ZM201 242V243H200ZM204 242V243H203ZM218 242V243H219ZM173 243V244H172ZM207 243V244H206ZM218 243H217V246H218ZM4 245V246H3ZM182 245V246H181ZM220 245V244H219ZM221 245H222V243H221ZM234 245V246H233ZM209 246H211V244H209ZM232 246H233V248H232ZM202 247V248H201ZM234 247H235V249H234ZM238 248V249H237ZM11 249V250H10ZM203 250V251H202ZM231 251V253H235L234 255H232L231 253H229ZM233 251V252H232ZM203 252H204V254H203ZM225 252H227V253H229V254H227V253H225ZM198 253V254H197ZM208 253V254H207ZM218 253V252H217ZM3 254V255H2ZM200 254H202V255H200ZM207 255H209V256H207ZM195 256V257H194ZM201 256H202V258H201ZM229 256H230V258H229ZM206 257V258H205ZM228 257V258H227ZM195 258H196V260H197V262H196V260H195ZM197 258H201V259H197ZM216 258V259H215ZM226 258V259H225ZM224 259V260H223ZM228 259V260H227ZM195 262H194V261ZM199 260V261H198ZM201 260V261H200ZM217 260V261H216ZM219 260V261H218ZM228 264H229V262H228Z\"/></svg>",
  "mask_w": 264,
  "mask_h": 264
},
{
  "label": "crops",
  "instance_id": "0c3cea01",
  "mask_svg": "<svg viewBox=\"0 0 264 264\" xmlns=\"http://www.w3.org/2000/svg\"><path fill=\"white\" fill-rule=\"evenodd\" d=\"M247 239L248 242L245 239L241 242L235 263L264 264V238L250 236Z\"/></svg>",
  "mask_w": 264,
  "mask_h": 264
},
{
  "label": "built area",
  "instance_id": "2783aa9c",
  "mask_svg": "<svg viewBox=\"0 0 264 264\" xmlns=\"http://www.w3.org/2000/svg\"><path fill=\"white\" fill-rule=\"evenodd\" d=\"M8 157L7 155V140L5 134L0 128V161H4ZM2 210V200L0 196V212Z\"/></svg>",
  "mask_w": 264,
  "mask_h": 264
}]
</instances>
